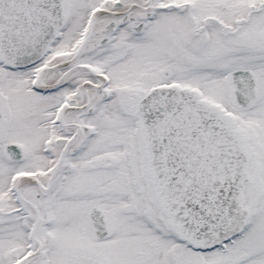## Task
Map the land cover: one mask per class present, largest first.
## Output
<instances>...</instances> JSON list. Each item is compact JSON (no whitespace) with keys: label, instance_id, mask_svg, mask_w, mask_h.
Segmentation results:
<instances>
[{"label":"snow or ice","instance_id":"obj_1","mask_svg":"<svg viewBox=\"0 0 264 264\" xmlns=\"http://www.w3.org/2000/svg\"><path fill=\"white\" fill-rule=\"evenodd\" d=\"M0 264H264V0H0Z\"/></svg>","mask_w":264,"mask_h":264}]
</instances>
